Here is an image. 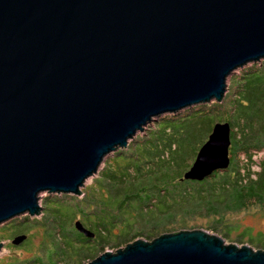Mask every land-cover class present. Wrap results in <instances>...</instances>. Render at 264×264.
I'll return each mask as SVG.
<instances>
[{"label": "water", "instance_id": "1", "mask_svg": "<svg viewBox=\"0 0 264 264\" xmlns=\"http://www.w3.org/2000/svg\"><path fill=\"white\" fill-rule=\"evenodd\" d=\"M263 59L264 0H0V225L42 214L43 192L82 196L154 121L222 102L229 77ZM230 146L217 122L184 179L227 169ZM85 264H264V250L185 229Z\"/></svg>", "mask_w": 264, "mask_h": 264}, {"label": "trees", "instance_id": "2", "mask_svg": "<svg viewBox=\"0 0 264 264\" xmlns=\"http://www.w3.org/2000/svg\"><path fill=\"white\" fill-rule=\"evenodd\" d=\"M217 122L231 125L230 166L202 181L184 179ZM81 199L76 211L95 236L70 225L77 237L66 234L69 241L57 251L61 259L75 256L71 264H85L107 248L117 250L141 236L152 241L167 232L201 228L189 222L192 216L207 217L205 227L226 241L264 250V229L254 233L245 227L235 234L239 224L228 221L231 212L264 213V61L234 76L222 102L154 121L128 148L106 159ZM43 255L45 250L8 264H46Z\"/></svg>", "mask_w": 264, "mask_h": 264}, {"label": "rangeland", "instance_id": "3", "mask_svg": "<svg viewBox=\"0 0 264 264\" xmlns=\"http://www.w3.org/2000/svg\"><path fill=\"white\" fill-rule=\"evenodd\" d=\"M263 61L264 59L255 63L261 64ZM255 63H249L243 66L242 68L237 69L235 73L231 77H229L227 81V86H228L227 93L229 91L231 79L234 76L240 74V72L244 68L249 67ZM213 102H216V100L209 102L208 104H211ZM183 111L185 110L180 111V113ZM152 125H149L147 129ZM131 142L132 140L130 141V143ZM96 176L97 174L86 180L85 184L82 187L84 192L82 196L69 194V193L68 194L49 193L48 191L43 192L40 194V201H39L43 207V210L41 211L42 214L34 215V216H31L29 214H22L21 216H18L12 221V223L16 222L15 225H7L6 227H3L4 225H0V242L4 243V248L0 252V264H8L9 261L12 262L14 261V259L17 258L21 260L26 258L32 259L34 257V253H37L39 255L43 253L44 250H45V255L43 256L46 257L45 260L46 264L74 263L77 260L75 256H72L69 259H61L60 255L58 254L59 251L57 250H59L60 246L65 245L66 242L69 241V239H67V237L65 236L66 234L69 237L71 236L77 237V231H75L73 228L70 227V225L74 226L75 220H83L82 215H80L79 211H76V203L77 201H81L82 197L86 196L87 188L89 185L92 184L93 178ZM74 215L76 216L74 217ZM228 218H229L228 221L237 222L239 224L240 228L238 231H235V234L242 232V230L245 227L252 228L254 233L264 229V213L259 209H252L250 211L240 210L237 212H231ZM71 220L72 222H70L68 225V222ZM188 220L190 223L197 224L199 225L197 227H201L203 229H207L205 226L209 222V219L207 217L192 216ZM194 229H200V228H194ZM20 234H27V239L19 245L13 244L12 239ZM227 243L240 244L239 242H235V241L232 242L227 241ZM43 246H46L45 249L43 248ZM122 247H125V245ZM108 250L116 251V249H112V248H107L105 251ZM51 251L53 254V258L49 257V253H51Z\"/></svg>", "mask_w": 264, "mask_h": 264}]
</instances>
